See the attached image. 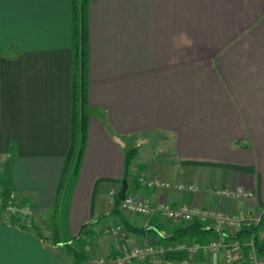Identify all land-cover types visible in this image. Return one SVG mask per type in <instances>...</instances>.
I'll list each match as a JSON object with an SVG mask.
<instances>
[{"label":"crops","instance_id":"obj_1","mask_svg":"<svg viewBox=\"0 0 264 264\" xmlns=\"http://www.w3.org/2000/svg\"><path fill=\"white\" fill-rule=\"evenodd\" d=\"M72 49L71 0H0V191L9 183L33 211L27 224L0 216V264H74L51 221L71 142ZM89 78L93 111L65 227L68 240L84 236L88 264L147 240L167 245L191 225L120 210L124 183L151 206L251 214L264 230V0H93ZM143 175L173 186L149 188ZM216 188L255 198L219 199Z\"/></svg>","mask_w":264,"mask_h":264},{"label":"built area","instance_id":"obj_2","mask_svg":"<svg viewBox=\"0 0 264 264\" xmlns=\"http://www.w3.org/2000/svg\"><path fill=\"white\" fill-rule=\"evenodd\" d=\"M139 182L149 188H170L173 185L161 180H149L146 176H141ZM182 190L194 191L192 184L176 185ZM212 194L219 199H237L250 201L255 198L252 191L242 188H216ZM114 195V192L112 193ZM120 210L131 214L145 217L154 214H162L174 222H199L208 229L219 232L221 238H213L207 244L175 242L167 245L147 240L142 245L125 249L122 255L117 258H95L89 264H133L136 261L148 262L149 264H235L244 259L247 264H264V256L260 255L264 249V230L258 231L245 239L239 238L240 232L244 229H251L260 226L261 218L255 219L251 214L238 215L231 214L222 209H203L195 204H186L178 208H173L169 204L161 202L157 206H151L145 201L134 196H127L119 203ZM9 217L18 216L24 222L25 218L33 215L32 209L27 205L19 203L9 206L6 211ZM22 222V224H24ZM114 232L124 233L122 227H117ZM179 259H170L168 255ZM200 254L221 255L220 262L211 263L208 260H201ZM184 255V256H183ZM186 256V257H185Z\"/></svg>","mask_w":264,"mask_h":264},{"label":"trees","instance_id":"obj_3","mask_svg":"<svg viewBox=\"0 0 264 264\" xmlns=\"http://www.w3.org/2000/svg\"><path fill=\"white\" fill-rule=\"evenodd\" d=\"M71 2L73 11L72 132L70 148L66 157L61 183L58 189L57 204L52 210L51 221L54 239L60 240L69 247V252L71 257L74 259V264H88V258L85 253L87 243L84 236H78L74 239L70 238L69 240L68 237L62 238L58 225L54 223L57 219H61L63 227H66L68 207L74 192L84 151L87 146L88 126L93 111L89 104L90 6L93 0H71ZM138 149L139 147H132L127 150V169L136 157ZM120 202L121 199L118 198L116 202L118 207ZM17 203V197L10 189L9 183H6L5 186H1L0 216L5 213L9 206ZM21 220L22 219L18 216L10 217V221L14 224H19V222L22 223ZM258 231V226L251 229H244L240 232L239 238L245 239L253 234H256ZM178 232H181V234L166 237V240H172L170 243L183 242L188 244L199 243L204 245L210 242L213 238H221L218 231L208 229L204 224L199 222L180 228ZM38 234L41 233L39 232ZM81 251H84V253ZM261 251H264V249ZM168 257L170 259L180 258L178 254L175 256L168 255ZM240 264H247V262L242 259Z\"/></svg>","mask_w":264,"mask_h":264},{"label":"rangeland","instance_id":"obj_4","mask_svg":"<svg viewBox=\"0 0 264 264\" xmlns=\"http://www.w3.org/2000/svg\"><path fill=\"white\" fill-rule=\"evenodd\" d=\"M142 21H143V23L145 22V24H146V29H148V31H149V22L147 21V19L142 18ZM127 145H129V147H127V148H128V149H131V148L134 146V143L131 142V143H128ZM151 145H154V144L151 143ZM54 223H56V224L58 225V227H59V229H60V233H61V237H62V238H67V237H69V234H68V232L66 231L67 229H65V228L63 227V224H62V220H61V219H57ZM70 238L74 239L75 237H70ZM81 252L84 253V251H81ZM81 255H82V254H81Z\"/></svg>","mask_w":264,"mask_h":264},{"label":"water","instance_id":"obj_5","mask_svg":"<svg viewBox=\"0 0 264 264\" xmlns=\"http://www.w3.org/2000/svg\"><path fill=\"white\" fill-rule=\"evenodd\" d=\"M126 193H127V184L124 183V185H123L121 191L119 192V198H120L121 200H123V199L126 197Z\"/></svg>","mask_w":264,"mask_h":264}]
</instances>
